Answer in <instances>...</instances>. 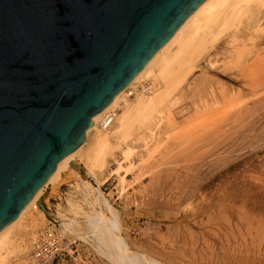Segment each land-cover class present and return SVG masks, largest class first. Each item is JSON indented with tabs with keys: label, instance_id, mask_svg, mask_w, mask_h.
Here are the masks:
<instances>
[{
	"label": "rangeland",
	"instance_id": "1",
	"mask_svg": "<svg viewBox=\"0 0 264 264\" xmlns=\"http://www.w3.org/2000/svg\"><path fill=\"white\" fill-rule=\"evenodd\" d=\"M261 9L252 11L256 17L250 12V19L245 20L247 12L244 22L238 20L221 36L206 37L217 38L215 44L207 43L206 50L193 60L184 80L162 106L160 118L134 131L121 146L112 142L102 156V174L89 176L79 154L74 158L78 171L67 165L59 180L43 188L42 205L57 222L62 238L76 247L70 264H113L96 250L87 231V216L93 211L103 214L101 223L116 224L118 232L111 231V236L117 234L130 254L141 260L264 264V85L258 88L264 82L263 71H258L264 68L258 66L264 62ZM238 53L242 58L237 62ZM249 66L254 78L247 70L244 73ZM251 79L256 80L254 85L259 82L255 90L249 88ZM149 83L136 86L148 93L152 90ZM220 109L221 116H215ZM125 146L130 153L123 158ZM72 174L78 178L73 180ZM66 223L71 224L69 231ZM46 224L44 219L32 222V217H26L19 238L28 245L30 236ZM89 236L88 241L81 238ZM28 246L26 254L22 251L8 263L27 264ZM117 247L114 243L113 248Z\"/></svg>",
	"mask_w": 264,
	"mask_h": 264
},
{
	"label": "water",
	"instance_id": "2",
	"mask_svg": "<svg viewBox=\"0 0 264 264\" xmlns=\"http://www.w3.org/2000/svg\"><path fill=\"white\" fill-rule=\"evenodd\" d=\"M204 1L0 0V231Z\"/></svg>",
	"mask_w": 264,
	"mask_h": 264
},
{
	"label": "bare ground",
	"instance_id": "3",
	"mask_svg": "<svg viewBox=\"0 0 264 264\" xmlns=\"http://www.w3.org/2000/svg\"><path fill=\"white\" fill-rule=\"evenodd\" d=\"M263 7H264V0H205L182 23V25L178 28V30L174 33V35L166 42L164 46H162L157 51V53L149 60V62L144 66V68L131 80V82L122 91H120L99 114H97L95 117L92 118L91 125L87 129L84 135V139L80 142V144L77 146L74 152H72L70 155H68L66 158H64L59 163V165L56 167V169L53 171L50 177L47 180H45L46 182L44 183V185L33 195L30 201L26 204V206L19 213V215L10 224H8L3 230L0 231V264H9L8 262L11 263L10 260L13 256H15L18 253H21L22 251H25V248L29 244L27 245L26 244L27 242L26 243L24 242L25 239L19 238V233L24 230V229L21 230V228H23V226L21 225L22 220L30 216L32 217V222H34L37 218L41 220L42 219L45 220L46 216H49L48 212L46 214V212H44V210H42L38 206V203H41V194L43 193L42 192L43 188L46 185L50 183L52 184L56 182L57 180H59L64 168L67 165L71 167L70 163H75L76 165H78L76 162L77 160L76 161L74 160L75 156L82 154L84 165H85L83 169H85V172H87L89 176L91 175L93 178L96 176L97 173L99 175L98 171L101 170L102 164H103L102 156L104 155L106 150H108L109 146H111L112 142H115L117 146L118 145L121 146V144L125 143L134 131L141 129V128H145L153 120L160 118L158 117V115L161 113L162 106L171 96V94L176 89V87L182 82V80H184L185 75H187V73L192 68L191 64L193 60H195L204 51V49L206 48V45H208L207 43L212 42L215 44L214 41L217 38L216 39H213V38L221 36L220 35L221 33L223 34L224 31L226 32V30H228L229 28L237 24L238 20L240 21V24L244 22V19L246 16L245 14L247 12L248 13H247V17L245 20H247V18L250 19L252 13L256 17V13H254L255 11L254 12L252 11L253 10L260 11L259 9L260 8L263 9ZM248 14H249V17H248ZM243 16L244 18L242 21L240 19ZM253 19L255 20L256 18L253 17ZM216 29H217V32H215L214 34L213 30L216 31ZM210 34L213 36V38L210 36L211 39L210 38L207 39L206 37ZM212 45L213 44L211 45L209 44V46H212ZM238 54L239 55L237 56V58L239 57V59L237 60V62L242 58V55H240V53ZM263 65H264V62L260 61L258 63V66H263ZM251 66L247 67L244 71V73H247L248 71L250 77L252 74L250 73L252 70ZM254 66L258 67L257 64ZM248 68H250L249 69L250 72ZM260 68L262 67H259V70L258 68L256 69L260 71L261 73L263 71V74H264V70H263L264 68H262V70H260ZM254 73L256 76L257 74L256 71ZM246 77L249 78L248 76H245V78ZM251 78H254V76H252ZM258 78H259L258 80L261 81V78L259 75H258ZM256 80L254 79L253 81L252 79L250 80L252 81V83L250 82L251 83L250 85L252 86V87L249 86L250 89L253 87H255L254 90L257 89L256 85H259L258 84L259 82H257L256 85H254L256 83ZM144 81H149L150 82L149 84L152 85V90L151 91L149 90L150 92L147 91L148 93L144 91V87L143 88L141 87L140 88L141 90H140L138 86H136L137 84L140 85ZM261 84L264 85V82L261 81L258 88L262 86ZM229 102L231 101L229 100ZM233 102H234V99H233ZM233 102H231V104ZM227 104L228 103H226V105ZM222 109L218 110L215 116L217 114L219 116V113H220L219 111L222 112ZM110 112L111 113L114 112L113 117L111 118L110 124L108 125L107 128L101 130L100 123L102 122L104 116ZM221 114L222 113H220V116ZM213 117L211 116L210 118L213 119ZM217 120L219 119L217 118ZM214 121L216 122V120ZM208 123H211V122L208 121L207 124ZM216 123H214V126L216 125ZM86 145H89L88 148ZM85 146L87 149H85ZM125 147L126 149L122 150V155L124 156L123 158H126L127 154L130 153V152L128 153V149H129L128 146H125ZM105 162H106V159H105ZM71 168H73V171H78L79 169L77 167H71ZM70 178L75 180L78 178V176L77 174H72ZM85 185H88V184H85ZM102 203L104 204V207L106 210H108L111 213L113 212V210L111 211V208L109 207V205L107 204L105 200H103ZM102 216L103 214L101 212L99 213L96 211H93V214L91 213V215L87 216L88 217L87 218L88 219L87 220V231L89 234H91L90 235L91 240L94 243L93 246L96 248V250L100 254L107 257L106 259L109 258L111 263L113 264H157L156 262L151 261V260L150 261L145 260V259L141 260L143 259V257L138 258L140 256L138 255L136 256V254L135 256L134 254L133 255L130 254L127 245L124 243V241L120 237L117 236V234L111 236V233H110L111 231L118 232V227L116 226V224L106 225V224L101 223L100 220L101 218H103ZM207 219L209 218H206L205 220ZM70 226L71 224L66 223L65 229H68ZM69 230L70 229H68V231ZM90 236L81 237V238H83V240L85 241H88ZM114 243L118 244L117 248H113ZM21 245H24L25 248H22ZM24 253L26 254V251Z\"/></svg>",
	"mask_w": 264,
	"mask_h": 264
},
{
	"label": "built area",
	"instance_id": "4",
	"mask_svg": "<svg viewBox=\"0 0 264 264\" xmlns=\"http://www.w3.org/2000/svg\"><path fill=\"white\" fill-rule=\"evenodd\" d=\"M149 85L146 90H149ZM114 113V112H113ZM113 113L104 116L100 129H105L110 124ZM45 228L36 231L30 236L29 260L27 264H70L74 262L73 255L76 247L71 241L62 238L57 222L50 216L46 217Z\"/></svg>",
	"mask_w": 264,
	"mask_h": 264
}]
</instances>
